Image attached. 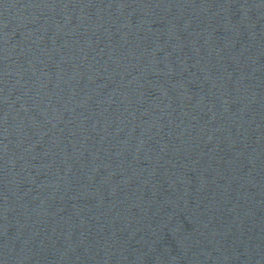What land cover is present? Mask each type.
I'll list each match as a JSON object with an SVG mask.
<instances>
[{
	"label": "water",
	"instance_id": "obj_1",
	"mask_svg": "<svg viewBox=\"0 0 264 264\" xmlns=\"http://www.w3.org/2000/svg\"><path fill=\"white\" fill-rule=\"evenodd\" d=\"M0 264H264V0H0Z\"/></svg>",
	"mask_w": 264,
	"mask_h": 264
}]
</instances>
